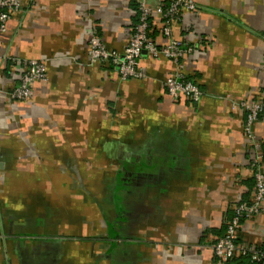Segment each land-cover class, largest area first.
<instances>
[{"label":"crops","instance_id":"0c3cea01","mask_svg":"<svg viewBox=\"0 0 264 264\" xmlns=\"http://www.w3.org/2000/svg\"><path fill=\"white\" fill-rule=\"evenodd\" d=\"M135 2L23 0L8 20L0 264H206L235 204L252 201L264 114L248 136L234 102L264 98V0H196L173 23L194 47L184 72L203 90L198 102L166 94L174 65L164 56L142 53V79L88 62L92 33L122 50ZM159 21L153 14L150 32L165 42ZM12 58L45 62L47 78L26 100L8 95L21 71ZM262 206L241 220L237 240L264 249Z\"/></svg>","mask_w":264,"mask_h":264},{"label":"built area","instance_id":"2783aa9c","mask_svg":"<svg viewBox=\"0 0 264 264\" xmlns=\"http://www.w3.org/2000/svg\"><path fill=\"white\" fill-rule=\"evenodd\" d=\"M138 20L121 51L106 47L101 38L92 33L87 44L89 63H108L117 68L122 79L146 77V72L140 64L143 52L156 58L164 56L174 65V70L165 76L163 85L172 99L186 98L198 102L203 95L199 84L186 77L184 58L191 54L194 47L173 36L172 25L182 18V11H194L196 0H156L153 5L150 0H136ZM23 0H0V36L7 30V22L12 13L19 10ZM153 14L160 18L161 35L165 42H157L150 36ZM13 63H20L21 71L18 83L8 92L15 100H26L33 95V84L37 80H45L47 72L42 59L21 60L12 58ZM234 105L245 114L244 130L251 136L252 124L264 112V99L257 101H237ZM259 162L258 156L254 159ZM254 193L251 202L238 201L228 219L225 230L212 243L214 260L206 264H225L234 258H245L250 262L264 264V249L239 242L238 227L242 219L249 218L263 210L264 200V170L254 171Z\"/></svg>","mask_w":264,"mask_h":264},{"label":"trees","instance_id":"16d2710c","mask_svg":"<svg viewBox=\"0 0 264 264\" xmlns=\"http://www.w3.org/2000/svg\"><path fill=\"white\" fill-rule=\"evenodd\" d=\"M135 9H136V15H135V19L133 20L134 22H133V25H134V23H136L137 22V20H138V16H139V12H138V6H137V2H135ZM133 27V26H132ZM133 30V28L131 29V31ZM160 32H161V24H160ZM131 33V32H130ZM150 36L153 38V36H152V34H151V32H150ZM12 60V59H11ZM106 64H108V63H106ZM186 77L187 78H190L191 79V77L190 76H188V75H186ZM192 80H194V79H192ZM165 88V87H164ZM165 91H166V89H165ZM166 94H167V92H166ZM168 95V94H167ZM264 99V98H263ZM263 99H260V100H263ZM190 101V100H189ZM192 102V101H191ZM264 114V112L263 113H261L260 115H259V117L261 116V115H263ZM245 117V116H244ZM245 122V121H244ZM253 180V179H252ZM252 183L254 184V180L252 181ZM231 217V215L229 216V218ZM228 218V219H229ZM228 219H227V221H228ZM227 221H226V223H227ZM226 223H225V226H226ZM225 226H224V230H225ZM222 235V234H221ZM220 235V236H221ZM234 259H240V258H234ZM233 260V259H232Z\"/></svg>","mask_w":264,"mask_h":264},{"label":"water","instance_id":"95a60500","mask_svg":"<svg viewBox=\"0 0 264 264\" xmlns=\"http://www.w3.org/2000/svg\"><path fill=\"white\" fill-rule=\"evenodd\" d=\"M144 53V52H143Z\"/></svg>","mask_w":264,"mask_h":264}]
</instances>
